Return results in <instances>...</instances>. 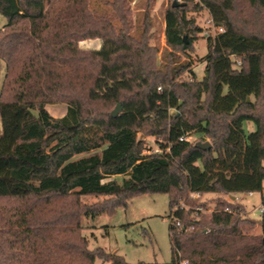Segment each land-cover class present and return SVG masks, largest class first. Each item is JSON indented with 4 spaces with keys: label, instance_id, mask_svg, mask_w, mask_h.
Returning <instances> with one entry per match:
<instances>
[{
    "label": "trees",
    "instance_id": "trees-1",
    "mask_svg": "<svg viewBox=\"0 0 264 264\" xmlns=\"http://www.w3.org/2000/svg\"><path fill=\"white\" fill-rule=\"evenodd\" d=\"M241 1L264 12V0ZM236 2L198 0L224 32L207 39L196 81L191 63L175 64L172 52L187 53L200 33L186 27L187 6L165 12L171 52L161 67L148 12L135 38L124 0L113 18L94 15L88 0H0V264H129L88 249L80 218L111 214L145 194L168 196L171 258L163 264H264V27L238 26ZM93 38L102 39L100 50L78 48ZM184 73L190 81H178ZM54 104L66 105L63 117L48 113ZM116 105L112 118L107 107ZM145 126L167 138L158 153L142 154L136 133ZM190 134L211 148L179 141ZM119 175L121 184L104 182ZM238 193H261V236L249 235L255 222L237 204L218 198L199 220L180 206ZM82 196L108 199L85 209Z\"/></svg>",
    "mask_w": 264,
    "mask_h": 264
},
{
    "label": "rangeland",
    "instance_id": "rangeland-1",
    "mask_svg": "<svg viewBox=\"0 0 264 264\" xmlns=\"http://www.w3.org/2000/svg\"><path fill=\"white\" fill-rule=\"evenodd\" d=\"M57 1V0H54ZM123 0H88V9L94 15L106 14L110 18L116 13L113 11L116 7H120ZM125 7L130 11L131 21L133 22L132 35L139 38L143 31L144 12L149 15V30L151 34L150 46L157 49V62L162 67L165 63V56L171 52L166 46L164 39V17L166 10L175 2L181 6H187L185 20L191 25L186 27L194 30L200 29V33L196 35L191 49L183 54L181 52L172 51L175 55L176 63L190 62V69L195 74L196 81H200L203 75L204 57L208 53L207 38L204 33L211 31L208 21L211 20L208 11L199 5L198 0H193L186 5L183 0H124ZM197 5V6H195ZM232 20L239 26L240 22H245L249 32L262 31L264 27V12H255L246 2L237 0L234 10L231 13ZM258 19V21H257ZM6 24V19L0 14V29ZM113 24L117 26V22L113 20ZM264 33V30L262 31ZM102 46V39L93 38L85 39L78 42V48L81 51H98ZM5 65L0 61V84L4 78ZM190 81L187 73L178 77V81ZM158 92H162V88H157ZM114 106H108L107 111L110 113ZM46 110L53 118H61L66 114L67 107L64 104L48 105ZM175 111L170 110L169 114ZM149 126L137 131V141L141 144L142 154L159 152L160 144H166L165 136L151 135ZM198 134H190L187 140L190 143L209 142L208 139L200 140ZM210 143V142H209ZM264 166V162H263ZM126 176H114L104 180H114L121 184ZM264 193V192H263ZM232 197L227 196L216 197L213 194H207L198 199V204L205 205L204 209L197 204L194 207L181 203V207L188 211L192 210L191 218L199 220L202 216L208 217L214 209V206L220 198L226 202L237 204L244 210L242 216L250 221L255 222L254 228L249 231L251 236H261L259 225L261 217V193L234 194ZM108 199V197L100 196H82L78 199L80 205L85 209L100 204ZM68 200H64L65 205ZM198 210V212H197ZM169 207L168 196L165 194H145L130 199L126 207L116 208L111 214L102 213L94 218L88 215H81L80 218V234L88 240V249L101 248L107 253L116 254L129 264L158 263L163 264L170 261L171 247L169 239ZM94 264H101L95 261ZM109 264V263H104Z\"/></svg>",
    "mask_w": 264,
    "mask_h": 264
},
{
    "label": "built area",
    "instance_id": "built-area-1",
    "mask_svg": "<svg viewBox=\"0 0 264 264\" xmlns=\"http://www.w3.org/2000/svg\"><path fill=\"white\" fill-rule=\"evenodd\" d=\"M208 24H209V26H210V30L211 31H206L205 33H204V35H205V37L208 39V38H210V39H214L217 35H219V34H222L223 32H224V30L222 29V28H219V27H216V26H214V24H213V22H212V20H209L208 21ZM237 65H239V62L237 63ZM187 138L186 137H181V138H179V141H184V140H186ZM155 153H158V151L157 152H155ZM262 192H264V182L262 183ZM252 193H248V195H251ZM181 208H183V206L181 207ZM197 212H198V210H197ZM260 212L262 213L263 212V208H262V206H261V208H260ZM177 226H179V224L177 223ZM183 264H186L185 262H183Z\"/></svg>",
    "mask_w": 264,
    "mask_h": 264
},
{
    "label": "water",
    "instance_id": "water-1",
    "mask_svg": "<svg viewBox=\"0 0 264 264\" xmlns=\"http://www.w3.org/2000/svg\"><path fill=\"white\" fill-rule=\"evenodd\" d=\"M172 6L173 7H176V6H178V4L174 2L172 4ZM185 43H187V42L185 41ZM120 112H121V107L119 105H116L115 108L112 110V112H111L110 115H111L112 118H115ZM195 147H197V148H199L201 150L206 151V150H209L211 148V145H210L209 142H204V143L197 142L195 144ZM231 198L234 199V197H232V196H231Z\"/></svg>",
    "mask_w": 264,
    "mask_h": 264
},
{
    "label": "crops",
    "instance_id": "crops-1",
    "mask_svg": "<svg viewBox=\"0 0 264 264\" xmlns=\"http://www.w3.org/2000/svg\"><path fill=\"white\" fill-rule=\"evenodd\" d=\"M202 77H203V75L201 76L200 79H202ZM244 128H245V130L247 131V133H252V132H254V129H255L253 123L250 122V121H246V122H245V124H244ZM216 197H218V196H216ZM228 198H231V196L228 197ZM231 199H232V198H231ZM234 199H235V198H234Z\"/></svg>",
    "mask_w": 264,
    "mask_h": 264
}]
</instances>
